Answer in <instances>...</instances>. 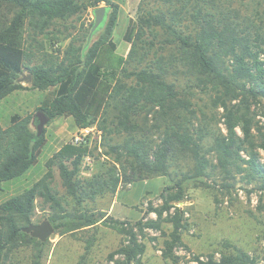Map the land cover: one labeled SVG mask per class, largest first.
<instances>
[{"label": "trees", "instance_id": "obj_1", "mask_svg": "<svg viewBox=\"0 0 264 264\" xmlns=\"http://www.w3.org/2000/svg\"><path fill=\"white\" fill-rule=\"evenodd\" d=\"M103 1L112 10L94 32L102 29V35L88 42L93 22L63 50L34 62L33 42L44 47L39 35ZM240 4L245 0H141L137 17L129 19L123 35L130 44L123 55L112 35L120 9L117 0H0V101L28 88L19 81L27 70L30 87L45 91L38 109L51 121L72 117L79 128L96 124L116 154L109 171L82 178L81 166L91 147L86 141L63 143L46 161L41 178L0 203V264L23 242L34 243L31 264H43L45 242L24 230L33 222L39 197L58 208L49 216L55 229L75 230L103 219L86 210L64 209L52 184L54 167L67 193L80 204L89 195L116 193L123 181L166 176L169 183L160 192L163 204L144 212L134 224L139 230L157 227V220L143 219L151 212L161 219L185 199L191 182L223 180L228 188V182L245 171L264 192L259 151L264 150V26L243 14ZM201 95L208 97L203 104ZM221 108L226 132L216 129ZM32 121L33 114L15 113L7 127L0 124V184L22 177L39 162L47 144L46 128L37 136ZM174 220L179 225L180 217ZM131 233L130 243L117 250L125 255L117 264H132L142 252L134 229ZM253 263L246 252L200 260Z\"/></svg>", "mask_w": 264, "mask_h": 264}, {"label": "rangeland", "instance_id": "obj_2", "mask_svg": "<svg viewBox=\"0 0 264 264\" xmlns=\"http://www.w3.org/2000/svg\"><path fill=\"white\" fill-rule=\"evenodd\" d=\"M117 1L120 2V9L112 35L118 45L117 52L127 55V51L122 53L123 48L129 47L123 35L129 19L137 17L141 0ZM237 5L239 6V3ZM99 6L109 7L108 12L112 10L104 1L97 7ZM97 7H90L81 15L58 23L46 34L39 35L38 40L44 47L38 48V44L33 42L36 54L33 56L34 62L45 53L56 54L58 49L63 50L79 31L90 28L95 21ZM240 7L244 11L243 14L251 16L253 20L257 19V24L264 26V0H245V4H240ZM102 32L101 29L94 34L92 40L97 39ZM28 41L30 42L29 39ZM28 45L29 43H26V46ZM260 45L263 50L261 59L264 62V41L260 42ZM28 74L29 71L25 70L19 81ZM20 82L28 88L14 91L0 101V124L7 127L15 113L33 114L31 127L37 131L35 114L39 110L45 91L31 88L27 78ZM201 96L203 99H199V104L208 100V97ZM222 112L221 108L217 113L216 129L218 127L226 132ZM45 128L47 144L39 162L22 177L0 184V203L32 186L47 171L46 161L53 153L63 143L74 141L76 138L86 141L92 149V154L81 166L82 178H91L113 168L116 154L107 146L108 140L104 139L96 124L79 128L72 117H60L50 120ZM238 131L242 134L240 128ZM259 151L261 162L264 163V150ZM242 154L249 158L246 153ZM122 173L123 171H120V174ZM117 174L119 175L118 170ZM53 175V187L62 197L61 202L67 212L80 213L86 210L87 213L102 216L103 219L94 225L75 230H67L68 227L55 229L54 233L43 241V264H117V260L125 259V255L117 250L130 243L132 229L142 247V252L132 264H200V260L208 261L210 258L218 261L222 253L239 252L248 253L250 258L254 259L253 264H264V192L257 189L259 182L252 180V175L245 171L230 180L228 188L222 186L223 180L217 184L212 181L207 182L208 184L191 182L187 187L185 199L174 203L161 219L155 212H151L143 221L155 219L159 225L153 228L146 226L143 230H139L134 224L143 218L144 212L151 205L159 207L163 204L160 192L169 183L166 176L137 180L133 183L123 181L116 193L89 195L80 204L67 193L57 167L53 168ZM113 201L116 204L112 210ZM53 205L52 202L39 197L36 200L32 223L37 224L49 219L51 213L58 209ZM175 206L179 208V212ZM177 216L180 217L179 225L174 220ZM114 219L125 223L112 221ZM33 247L34 243H21L11 251L6 264H31L36 252Z\"/></svg>", "mask_w": 264, "mask_h": 264}, {"label": "water", "instance_id": "obj_3", "mask_svg": "<svg viewBox=\"0 0 264 264\" xmlns=\"http://www.w3.org/2000/svg\"><path fill=\"white\" fill-rule=\"evenodd\" d=\"M108 9L106 6H99L95 9V21L90 31L88 42L92 40L94 32L102 25L106 19ZM29 80H32V75L28 74L26 77ZM24 78L20 79L22 81ZM35 117L37 119V136H41L44 132L45 126L50 122L49 116L39 109ZM26 232L31 233L33 237L40 239L41 241H46L55 231V227L49 219H45L40 223H32L24 228Z\"/></svg>", "mask_w": 264, "mask_h": 264}, {"label": "crops", "instance_id": "obj_4", "mask_svg": "<svg viewBox=\"0 0 264 264\" xmlns=\"http://www.w3.org/2000/svg\"><path fill=\"white\" fill-rule=\"evenodd\" d=\"M129 48H130V44H129V47H125V48H123V50H122V53H124V52H126L127 51V53H128V51H129ZM124 55V54H123ZM74 120V119H73ZM115 201H113V205H112V210L114 209V207H115ZM118 218H124V217H118Z\"/></svg>", "mask_w": 264, "mask_h": 264}, {"label": "built area", "instance_id": "obj_5", "mask_svg": "<svg viewBox=\"0 0 264 264\" xmlns=\"http://www.w3.org/2000/svg\"><path fill=\"white\" fill-rule=\"evenodd\" d=\"M73 142H80V139L76 138V140H74Z\"/></svg>", "mask_w": 264, "mask_h": 264}]
</instances>
